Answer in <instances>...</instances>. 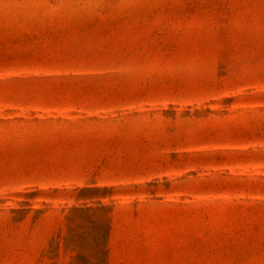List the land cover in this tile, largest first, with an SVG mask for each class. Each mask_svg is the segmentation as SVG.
<instances>
[{
    "label": "rangeland",
    "instance_id": "1",
    "mask_svg": "<svg viewBox=\"0 0 264 264\" xmlns=\"http://www.w3.org/2000/svg\"><path fill=\"white\" fill-rule=\"evenodd\" d=\"M0 264H264V0H0Z\"/></svg>",
    "mask_w": 264,
    "mask_h": 264
}]
</instances>
